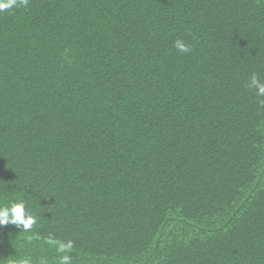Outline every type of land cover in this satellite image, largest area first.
<instances>
[{"label":"trees","instance_id":"16d2710c","mask_svg":"<svg viewBox=\"0 0 264 264\" xmlns=\"http://www.w3.org/2000/svg\"><path fill=\"white\" fill-rule=\"evenodd\" d=\"M182 40L190 52L181 53ZM264 0H17L0 12V264H264Z\"/></svg>","mask_w":264,"mask_h":264},{"label":"clouds","instance_id":"9594fccd","mask_svg":"<svg viewBox=\"0 0 264 264\" xmlns=\"http://www.w3.org/2000/svg\"><path fill=\"white\" fill-rule=\"evenodd\" d=\"M22 2L26 3L27 0H22ZM16 4L17 0H0V12L7 11ZM175 47L181 53H188L191 50L182 40L175 41ZM247 86L255 88L258 96H264V83L260 81L257 75L251 76ZM36 223V217L26 211V203L23 200L0 206V227L13 225L23 232H28ZM48 242L56 247V252L59 254L57 264H71V252L73 250L71 241L63 242L49 238ZM22 264H29V262L24 261ZM39 264H48V262L45 258H41Z\"/></svg>","mask_w":264,"mask_h":264}]
</instances>
